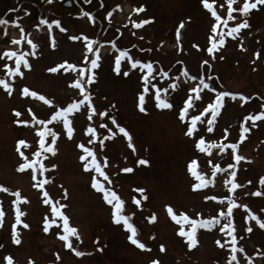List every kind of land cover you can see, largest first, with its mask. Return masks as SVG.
Listing matches in <instances>:
<instances>
[{
	"label": "rangeland",
	"instance_id": "obj_1",
	"mask_svg": "<svg viewBox=\"0 0 264 264\" xmlns=\"http://www.w3.org/2000/svg\"><path fill=\"white\" fill-rule=\"evenodd\" d=\"M64 1L68 0H52L51 3L44 0L42 3H26V7L21 8L22 2L16 4L15 0H0V6H3L0 7V18L18 21L24 29L21 33L11 24L0 25V79L12 84L11 95L0 87V185L9 189V192L0 191V210L4 212L0 223V264L7 263L6 256H11L14 264H29V261L32 264H152L154 260L159 264H228L233 246L221 247L216 243L220 240L222 244L230 245L231 238L226 232H220L219 226L198 229L197 244L190 249L186 238L178 234L181 225L172 220L166 208L171 206L178 216L186 213L192 218H197V214L211 218L222 209L226 211L227 197L234 198L237 205L248 206L247 209H233L236 260L232 264H264V229L252 219L255 216L264 221V195L252 194L257 191L264 193V185L259 183V178L264 177V120L256 121L255 126L250 120L245 123V117L264 111V5H258L247 16L234 12L238 19L229 21V27L244 19L249 26L233 34L234 38L225 36V44L218 45L214 54H209L210 29L215 20L201 0H102L108 6L102 13L97 9L99 4L96 1L86 6L82 0H70L69 7L64 6ZM209 2L213 3V0ZM242 3L243 0H236L233 7L238 8ZM140 7L144 11H135ZM213 7L222 17L227 16L226 0H214ZM11 8L14 11H9ZM82 9L97 16L102 22L103 34L98 32L100 26L97 22L76 18ZM46 14L49 22L59 20L67 31H61L56 25L48 28L40 24ZM145 20L150 22L142 23ZM135 23L142 26L137 28ZM181 23L184 27L179 29L180 38L177 40L176 33ZM81 34L94 41L99 40L100 43L94 47L104 49L100 67L94 70L95 82L86 85L92 104L97 113L106 111L115 117L130 134L131 142L107 117L93 115V119L88 120L92 113L85 104L69 117L75 129L71 139L67 137L62 122L48 125L59 133L54 145L50 136L45 138L47 146L56 148L53 155L43 152L40 147L37 129L42 126L36 125V120H47L57 108L82 98L79 89L72 86L78 78L79 68L77 71H65V65L56 73L48 71L65 61L79 67L87 66L83 41L70 39ZM22 35L30 38L36 48L32 49L26 39L19 45L11 43L13 39H21ZM114 39L133 59L152 62L156 70L163 69L169 73V77H157L153 83L157 87L168 88V92L161 95L172 103V109L157 108L150 92L145 97L146 112L139 110L138 96L143 90L141 76L147 70L132 69L125 58L117 74L114 70L116 56L110 55L108 48ZM10 50L27 54L31 67H22V77L8 76L3 67L5 63L14 66V58L3 57V53ZM33 51L35 55L31 54ZM256 53H259V58ZM88 55L91 59L92 54ZM205 60L210 62V67L203 64ZM185 69L189 76L183 75ZM125 71L129 75L125 76ZM193 76L195 80L191 78ZM86 77L87 73L85 80ZM201 79L217 91L243 94L250 99L243 101L239 96L235 100L225 97L224 105L211 125L213 131L207 130L210 114L206 113L201 117L203 123L198 121L195 137L189 138L185 135V122L178 118V110L189 95L195 96L190 89ZM172 83L176 84L175 89L171 88ZM25 87L51 100L52 105L30 95L24 96L22 90ZM214 96L215 93L204 90L201 99L193 100L194 107L189 109V116L199 115ZM15 111H19L21 116L17 117ZM17 119L31 123L17 124ZM105 124L107 128L102 127ZM89 126L97 132V141L91 145L86 132ZM242 126L249 127L250 131L243 134L245 138L241 141ZM109 128L115 135L108 131ZM201 136L206 142L216 144L237 143V154L246 160L237 163L231 149L224 152L213 149L211 156L200 153L194 147V140ZM20 139L30 145L27 149L21 148L29 159H39L47 169L44 176L49 182L41 188L34 186L31 170H17L22 162L17 152ZM100 141H103V146ZM80 143L95 151L98 163L108 176L107 181L94 169L84 170L80 160L83 152L78 148ZM35 152L41 155H33ZM141 159L147 160L148 164L138 163ZM193 159L198 161L197 171L209 177L211 166L208 160L226 170L212 178L214 184L194 190L192 185L196 181L188 170ZM53 164L57 166L54 169L51 168ZM229 164L236 167L228 169ZM125 168L132 171L124 172ZM233 170L236 171L235 182L241 187L230 191L231 186L225 180L231 179L228 172ZM93 176L123 200L121 214L131 217L130 222L137 229L136 238L145 244V249L131 243L128 239L131 233L122 222H114L113 205H109L103 194L92 187ZM16 191L26 198V202L17 200L12 194ZM44 191L48 192L53 203L58 201L57 206L66 205L61 211L70 218V226L76 227L80 236V240L74 236L70 240L73 247L85 255L78 257L65 247V242L60 239L64 234L63 222L59 217H53L52 203H44ZM213 196L221 199H205ZM137 200L139 205L135 203ZM17 207L23 213L21 221L29 225L28 228H24L23 223L16 225L19 244L12 239ZM153 214L156 219L149 222L148 218ZM45 218L49 222L53 218L57 221L49 224L48 232L44 231ZM183 227L185 230L189 228L187 224ZM249 227L252 229L250 232L247 231ZM161 245L164 246L163 252Z\"/></svg>",
	"mask_w": 264,
	"mask_h": 264
},
{
	"label": "snow or ice",
	"instance_id": "obj_2",
	"mask_svg": "<svg viewBox=\"0 0 264 264\" xmlns=\"http://www.w3.org/2000/svg\"><path fill=\"white\" fill-rule=\"evenodd\" d=\"M48 3H51L52 0H47ZM214 3V0H213ZM213 3H210L209 0H201V4L205 9H207L211 16L214 17L215 22L213 23L211 29H210V47L207 48V52L209 54H214V51L218 49L219 46H223L225 44V36L228 37H233V34H238L241 29H244L248 27V21L246 19L242 20L239 23H236L234 26L229 27V21H235L238 19L237 16L233 15L234 12H238L241 16H247L251 10L257 9L258 5H264V0H243V3L240 7L234 8L233 5L236 3V0H226L227 3V16L222 17L220 14L217 13V10L213 7ZM224 5H221L223 7ZM119 7V6H117ZM135 11L140 12L144 11L143 7H140L138 9H135ZM84 16H87L90 20H93V16L90 12H83L82 13ZM111 13H109V16ZM149 20H145L142 23H149ZM11 24L14 27H17L20 29L21 33L24 32V29L21 27L18 21H9L7 19L0 18V25L7 26ZM40 24L47 25L48 28H51L52 25H56L58 28H60L61 31H67L65 28H63L60 25L59 20H53L49 22L45 18H41ZM39 26V25H37ZM135 27L139 28L142 26L141 23H135ZM227 29V32L223 31L222 27ZM184 25L181 23L179 25V28L177 29V40L180 38V28H183ZM5 34H7V30L5 29ZM27 40V44L31 46L32 49L36 48V45L33 43V41L30 38H27L25 36H21V39H13L11 41L12 44L14 45H19L22 40ZM71 40L78 41L82 40L84 43L85 51L86 54L84 56V60L87 62L86 67H79L74 64H69L67 61L63 62L60 65H57L55 67H51L48 69L49 72L51 73H56L58 72L61 68H64L65 65H67V68L65 71L68 69H71L73 71H77L79 68L78 72V78L73 82L72 86L75 87L76 89H79L81 99L72 101L71 103H68L64 107H59L57 108L51 115L50 118L45 120V119H37L36 120V125L42 126L37 129V135L40 137V147L43 152L47 153H52L55 155L56 153V148L54 146H47L45 143V138L46 137H51L52 138V144H55L56 139L59 136V133L54 131L53 128L48 127V125L52 124L53 122H62L63 127L66 129V134L69 139L72 138L74 134V127L72 124V120L69 118L70 115L74 114L75 112H78L81 108L82 105H87V110L92 113V115H89L87 118L88 120L93 119V115H99L101 117H107L113 125L116 126V128L119 130L120 133H122L125 137L128 138L129 142H131V136L128 133V131L120 126L115 117L110 116L106 111L105 112H96V109L94 105L92 104L91 101V93L86 90V85H90L93 82H95V69H98L100 67L99 61L101 59L99 55V48L94 47V44L98 43L97 41H94L92 38H89L87 35H73L70 37ZM54 46V44H53ZM113 47H115V44H113ZM198 47V46H196ZM119 54L115 57V71L117 74L120 73L121 70V61L122 59H127V61L130 63V66L132 69H137L138 67L140 69H146L147 71L141 76V80L143 81V90L138 96L139 100V110L141 112H146V108L144 107L145 105V97L148 95L150 92L153 94V98L155 100V104L157 108L160 109H172L173 105L170 103L165 97L161 95V93H167L168 88H160L157 87L155 83H153L154 80H156L157 77L160 78H167L169 77V73L167 71H164L163 69L156 70L154 68V65L152 62H144L141 60L133 59L131 54L128 51L124 50H118ZM32 55H35V52L33 51L31 53ZM92 54V58L89 59V55ZM257 58H259V53L255 54ZM27 54L25 53H20L18 51H5L3 53V57H7V59L12 60L14 58V66H10L9 64L5 63L3 65L4 69L7 71V75L10 77H22L24 75V72L22 71L23 68H30L31 65L29 63V60L26 58ZM214 59V55L212 56ZM223 59V57H221ZM204 65H208L210 67V62L208 60L203 61ZM155 72V75L153 73ZM87 73V77L85 80V75ZM124 75L127 76L129 73L127 71L124 72ZM184 76H189V72L187 69L183 71ZM193 80L196 79L195 76L191 77ZM176 79H179V77H176ZM211 77H209V80ZM0 87H2L7 94L11 95L12 94V84H10L7 80L5 79H0ZM171 88L175 89L176 84L172 83ZM154 90V92H153ZM204 90H209L213 93H215L214 99L212 102L208 103L206 107L199 113V115H191L189 116V109L194 107L193 100L194 99H201V93ZM191 93H194L195 96L189 95L185 101L184 105L178 110V118L180 121L185 122L186 125V132L185 135L188 136L189 138H194L195 133L197 132L198 128V121L203 123L201 120L202 116H205V114H210V118L207 120V123L209 125L208 131H213V128L211 127L213 120H215L216 116L218 115V112L220 109H222L224 105V100L225 97H231L232 100H235L237 96L240 97L241 100L247 101L250 99L247 96H244L243 94H238V93H232L230 91H217L215 87H213L209 82H205L204 79L200 80V83L198 85L193 86L190 89ZM22 94L24 96H31L33 98H37L41 101H44L48 105H52V101L46 99L43 95H39L35 91H31L28 88H24L22 90ZM264 107V106H262ZM29 112H31V109H29ZM15 115L17 117L21 116V113L19 111H15ZM33 119H35V116L33 114ZM251 121L252 125L255 126V122L259 120H264V111L258 112L257 114H250L249 116L245 117V123L247 121ZM17 124H24L28 125L31 123L29 120H20L17 119L15 121ZM35 127V126H34ZM102 127L107 128L108 126L102 125ZM110 133H112V129H108ZM250 129L249 127L242 126V132H241V137L240 140L242 141L244 137V133L249 132ZM86 132L89 134L90 139L88 143L91 145L97 141V132L96 129L89 126L86 129ZM225 133H227V129H225ZM112 135H115V133H112ZM226 139V136H225ZM101 146H103V141H100ZM131 146V143H130ZM30 145L23 139H20L17 141V152L19 156L22 158V162L18 165V171L24 172L26 170H31V175L32 179L35 181L34 186L37 188H41L43 184L48 183V178L44 176V173L47 171L45 168L44 164L37 160H30L29 156L25 154V151L21 150V148L27 149L29 148ZM194 147L196 150H198L200 153H205L208 156L212 155L213 149H219L220 152H224L226 149H231L234 160L238 163L242 160H246L245 157L237 154L238 152V144L237 143H230V144H225V143H211V142H206L205 138L203 136L199 137L198 139L194 140ZM78 148L82 149L83 154L80 156V160L83 162V168L85 171H88L91 169H94L96 173H98L101 177H104V180H108L107 174L102 170L101 164L98 163L96 159V154L95 151L91 147L85 146L83 143L78 144ZM33 155L39 157L41 155L40 152H35ZM89 157H91V160H89ZM140 164L147 165L148 161L141 159L138 161ZM207 163L211 166V177L207 176L205 173L197 171V165L198 161L196 159H193L189 162L188 165V170L191 173V175L195 178V183L192 185L194 190H200L203 189L210 184H214V178L217 173L224 172L226 169L221 168L219 164H213L211 160H208ZM104 164H107V160L105 159ZM37 165H39V168H37ZM57 166L55 164L51 165V168H56ZM236 167L235 164H229L227 166L228 169H234ZM124 172H131V168H125L123 169ZM39 173V175L37 174ZM228 176L231 179L225 180L226 184H230V191H234L235 189L241 187L238 183L235 182V177H236V171H230L228 172ZM110 182V181H109ZM248 183H251L249 181ZM259 183L261 185H264V177L259 178ZM92 187L99 191L100 193L103 194V199L109 204L113 205V219L114 222L117 224H120L121 222L123 223V226L125 227L126 230H128L131 235L128 237V239L131 241L133 245L138 246L141 249H145L146 246L145 244L141 243L137 238V229L136 227L130 222L131 217L122 215V208H123V200L119 198L116 192L111 191L110 189H107L104 186V183L101 182L96 178V176H93V182H92ZM0 191L4 192H9V189L4 187L3 185H0ZM137 191L143 193V189H138ZM15 197H17V200L24 199L26 202V198H22L19 191H16L12 193ZM253 195H264V193H261L259 191L252 193ZM43 195L45 197L44 203L49 204L52 203L51 207V213L53 214V217H59L60 220L63 222V235L60 236V239H62L65 242V247L71 249L76 256H83L85 253L83 251H79L76 248L73 247L72 242L70 240V237L74 236L76 237L77 240H80V236L78 233V230L76 227L70 226L69 220L70 218L63 212L61 211L62 208L66 207V205H59L58 201L53 203L51 198L49 197V194L47 191L43 192ZM65 195H66V190H65ZM144 199H147L146 196L143 197ZM205 199H213V200H220L221 198L218 197H205ZM227 209L225 210H220L217 216L211 217V218H202L200 214H197V218H192L186 213H180L179 216L173 211L171 206H166L167 212L171 216L172 220L176 221L177 224L181 225L179 229V236L186 238L188 242V247L191 249L193 246L197 244V239H196V233L198 229H212L213 227L219 226V231L220 232H226L227 236L231 238L230 245L229 244H222L220 240H217L216 243L220 245L221 247H228V246H233L232 247V256H231V261L228 262V264H232V261L236 260V255L234 254L236 252V248L234 245L236 244V236L234 233L236 232V228L233 223V209L235 207L239 208H244L247 209L248 206L244 204L237 205L236 200L232 197H227ZM115 201V203H113ZM221 202H223L221 200ZM15 203V202H14ZM137 205H139V201H135ZM23 213L20 211L19 207L16 208V215H15V221L16 224L13 225V231H12V239L13 242L16 244H19L21 241L19 239V235L16 231V225L23 223L21 221V216ZM4 216V212L0 210V223H2V218ZM149 222L155 221L156 217L153 214L149 218ZM223 219V223L221 220ZM252 219L256 221V223L259 225L260 228L264 229V221L260 220L259 218L252 216ZM56 224L57 221L55 218L49 222L47 218H45V227L44 231L48 232L49 231V224ZM187 224L189 226L188 230H185L183 225ZM24 228H28L29 225L26 223H23ZM251 227L247 228V231H251ZM150 250V249H149ZM160 250L163 252L164 251V246H160ZM242 251V250H241ZM56 259L59 260L60 257L59 255L56 256ZM5 260L7 261V264H14L13 258L11 256H6ZM29 264H32L31 261H29ZM152 264H159V261L154 260L152 261Z\"/></svg>",
	"mask_w": 264,
	"mask_h": 264
},
{
	"label": "built area",
	"instance_id": "obj_3",
	"mask_svg": "<svg viewBox=\"0 0 264 264\" xmlns=\"http://www.w3.org/2000/svg\"><path fill=\"white\" fill-rule=\"evenodd\" d=\"M75 1H76V0H75ZM75 1H74V2H75ZM92 1H93V0H82V3H83V5H86V6H87V5H89ZM103 7H104L103 4L100 3L98 10H101ZM84 10H85V9H84ZM84 10L82 9L81 12H80L79 14H77V15H79V16L83 15L82 13L85 12ZM92 16H93V18L95 19V15L92 14ZM44 18L47 19V18H48V15L46 14ZM100 29H101V25H100ZM96 41H97V40H96ZM97 42L100 43L99 40H98ZM113 43H114L117 47H119V46H118V43H117L116 40L113 41ZM109 50H111V49H109ZM101 53H102V55L104 54V49H103V48L101 49Z\"/></svg>",
	"mask_w": 264,
	"mask_h": 264
},
{
	"label": "flooded vegetation",
	"instance_id": "obj_4",
	"mask_svg": "<svg viewBox=\"0 0 264 264\" xmlns=\"http://www.w3.org/2000/svg\"><path fill=\"white\" fill-rule=\"evenodd\" d=\"M21 2H22V5H21V8H22V7H26V3L33 4L34 2H40V0H15L16 4L21 3ZM0 7L2 8L3 6H0ZM9 11H14V10L11 8Z\"/></svg>",
	"mask_w": 264,
	"mask_h": 264
},
{
	"label": "water",
	"instance_id": "obj_5",
	"mask_svg": "<svg viewBox=\"0 0 264 264\" xmlns=\"http://www.w3.org/2000/svg\"><path fill=\"white\" fill-rule=\"evenodd\" d=\"M43 1H44V0H40V2H43ZM64 6H65V7H69V6H70V3H69V2H65V3H64Z\"/></svg>",
	"mask_w": 264,
	"mask_h": 264
}]
</instances>
